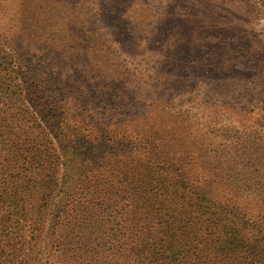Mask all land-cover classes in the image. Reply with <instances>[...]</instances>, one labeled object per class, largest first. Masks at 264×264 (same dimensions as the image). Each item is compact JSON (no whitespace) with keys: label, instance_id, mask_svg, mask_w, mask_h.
<instances>
[{"label":"trees","instance_id":"obj_1","mask_svg":"<svg viewBox=\"0 0 264 264\" xmlns=\"http://www.w3.org/2000/svg\"><path fill=\"white\" fill-rule=\"evenodd\" d=\"M213 2L180 15L233 39ZM30 14L0 23V264H264V140L196 148L195 114L161 91L167 62L142 87L81 56H22Z\"/></svg>","mask_w":264,"mask_h":264},{"label":"rangeland","instance_id":"obj_2","mask_svg":"<svg viewBox=\"0 0 264 264\" xmlns=\"http://www.w3.org/2000/svg\"><path fill=\"white\" fill-rule=\"evenodd\" d=\"M197 1L208 7L212 0H0V23L18 26L12 20L26 10L22 56H81L111 76L135 73L142 87L167 62L172 82L159 85L174 106L195 114L194 146L215 154L238 145L241 153L250 137L264 140V17L247 0H214L211 15L233 39H206L201 22L180 15L191 8L205 18L203 7H192Z\"/></svg>","mask_w":264,"mask_h":264}]
</instances>
